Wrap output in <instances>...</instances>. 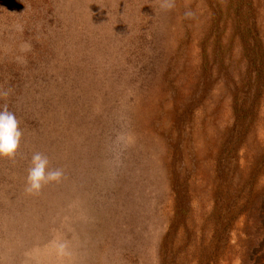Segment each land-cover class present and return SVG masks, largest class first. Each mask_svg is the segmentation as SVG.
Returning a JSON list of instances; mask_svg holds the SVG:
<instances>
[{"label": "rangeland", "instance_id": "1", "mask_svg": "<svg viewBox=\"0 0 264 264\" xmlns=\"http://www.w3.org/2000/svg\"><path fill=\"white\" fill-rule=\"evenodd\" d=\"M42 1L0 0V264H264V0Z\"/></svg>", "mask_w": 264, "mask_h": 264}, {"label": "clouds", "instance_id": "2", "mask_svg": "<svg viewBox=\"0 0 264 264\" xmlns=\"http://www.w3.org/2000/svg\"><path fill=\"white\" fill-rule=\"evenodd\" d=\"M171 9L174 4L172 0L164 5ZM194 13L187 11L185 17H192ZM7 95V93H3ZM23 132L15 113L10 111L7 106L0 108V158L14 160L17 156ZM62 169H54L50 165L49 158L42 153H33L26 176V191L30 194H38L49 183L60 182L63 178ZM61 249L64 247L60 245Z\"/></svg>", "mask_w": 264, "mask_h": 264}, {"label": "trees", "instance_id": "3", "mask_svg": "<svg viewBox=\"0 0 264 264\" xmlns=\"http://www.w3.org/2000/svg\"><path fill=\"white\" fill-rule=\"evenodd\" d=\"M42 5H43V10H44V13H43V17L42 18H44V17H47L49 15V12L51 10H53L54 7L52 8V3H51L50 0H43L42 1ZM153 16H154V12L152 13V7H150L147 11H143L142 13H141V10H140V11L137 12L138 23L141 24L143 20L147 21L149 19H153ZM44 23H45V21L42 20V25ZM150 31L151 30H148L146 32V34L144 35V37L150 39L151 41L152 40L155 41L156 37H154V34L150 33ZM38 39H41V37L38 38ZM162 65L165 66L164 63Z\"/></svg>", "mask_w": 264, "mask_h": 264}]
</instances>
